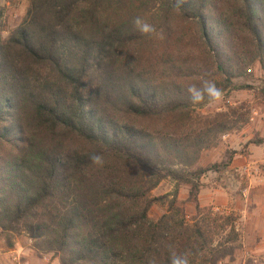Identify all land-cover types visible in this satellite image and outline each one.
I'll use <instances>...</instances> for the list:
<instances>
[{
	"label": "trees",
	"instance_id": "1",
	"mask_svg": "<svg viewBox=\"0 0 264 264\" xmlns=\"http://www.w3.org/2000/svg\"><path fill=\"white\" fill-rule=\"evenodd\" d=\"M256 65L264 0H29L0 35V239L24 235L59 264H170L172 252L233 264L237 216L199 202L220 166L203 167L202 151L233 123L197 113L209 102L187 89L204 77L243 89L234 80ZM165 179L172 192L152 197ZM155 202L166 210L152 218Z\"/></svg>",
	"mask_w": 264,
	"mask_h": 264
},
{
	"label": "rangeland",
	"instance_id": "2",
	"mask_svg": "<svg viewBox=\"0 0 264 264\" xmlns=\"http://www.w3.org/2000/svg\"><path fill=\"white\" fill-rule=\"evenodd\" d=\"M28 1L12 0L8 2L0 0V4L4 8V16L0 19V35L3 39H6L9 33L21 23L27 10ZM234 82L246 87L243 89H226L223 91L224 95L220 101L209 102L202 108H196V112L201 115L225 112L233 123V127L228 132L219 135L210 148L202 151L200 158V164L203 167L213 163L220 165L216 170L211 169L204 173L200 179L203 187L201 189L202 202H209L208 205L201 204V206L212 208L213 212L218 213L224 212L223 210L228 207H238L242 204L239 193L241 188L247 184V177L243 176V173L236 172L235 168H229L233 160L239 159L240 156H258L260 161L256 162L255 167L264 174V141L260 144L251 143L255 139L264 138V70L258 65L253 66ZM228 160H230L228 167H222V164ZM173 188L174 182L171 179H165L151 192V196L160 197L172 192ZM187 193L188 187L180 186L179 198L181 200L187 198ZM227 194L232 197L231 203L228 205L225 203ZM165 210V205L161 202H155L151 207L150 216L157 218ZM187 213L189 215L194 213L191 204H187ZM13 247L18 251L19 260L22 257L28 259L33 254L30 241L24 235L16 237ZM245 249L247 250V248ZM250 254L248 252L244 257L246 264H254V258ZM45 257L50 259L49 255ZM239 260L242 261L241 248L238 250L233 264H238ZM42 261L46 262V260ZM51 261L47 264H50ZM56 261L59 264L57 259ZM37 263L36 261L35 264ZM262 263L264 264V261ZM38 264L43 263L39 262Z\"/></svg>",
	"mask_w": 264,
	"mask_h": 264
},
{
	"label": "crops",
	"instance_id": "3",
	"mask_svg": "<svg viewBox=\"0 0 264 264\" xmlns=\"http://www.w3.org/2000/svg\"><path fill=\"white\" fill-rule=\"evenodd\" d=\"M257 161H260L258 156H240L239 159L233 160L229 165L230 169L235 168L236 172L243 173V176L247 177V184L241 188L239 193L242 204L238 207L231 206L223 210L226 214L230 213L237 216L236 226L239 233L242 258V261L239 260L238 264H246L244 257L248 252L253 256L254 264H263L264 261V174L255 167ZM201 193L202 191L199 194L200 205H208L209 202H202ZM226 199L225 203L227 205L231 203L232 197L229 194H227ZM17 253L18 251L14 247L8 248L4 240L0 239V264H35L36 261L47 264L50 261L47 257L40 259L31 254L28 259L25 257L20 258V262ZM42 260H46V262L44 263ZM50 264L58 263L54 259Z\"/></svg>",
	"mask_w": 264,
	"mask_h": 264
},
{
	"label": "clouds",
	"instance_id": "4",
	"mask_svg": "<svg viewBox=\"0 0 264 264\" xmlns=\"http://www.w3.org/2000/svg\"><path fill=\"white\" fill-rule=\"evenodd\" d=\"M134 23L143 34L155 32V28L152 25L147 24L140 18H137ZM187 91L193 104L202 103L205 99H207L208 102H218L224 95L223 90L217 86L215 81L207 77L202 78L201 85L199 87L192 85L188 87ZM90 160L93 164L101 167L105 162L103 156L98 153L91 155ZM151 264H155V261H152ZM170 264H191V261L188 255H178L175 252H172L170 255Z\"/></svg>",
	"mask_w": 264,
	"mask_h": 264
},
{
	"label": "built area",
	"instance_id": "5",
	"mask_svg": "<svg viewBox=\"0 0 264 264\" xmlns=\"http://www.w3.org/2000/svg\"><path fill=\"white\" fill-rule=\"evenodd\" d=\"M236 229L238 230L237 226H236Z\"/></svg>",
	"mask_w": 264,
	"mask_h": 264
}]
</instances>
